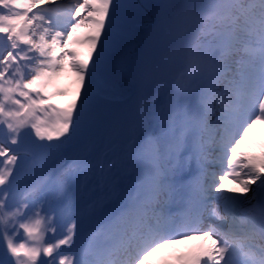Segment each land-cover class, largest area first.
I'll list each match as a JSON object with an SVG mask.
<instances>
[{"label":"snow or ice","instance_id":"obj_1","mask_svg":"<svg viewBox=\"0 0 264 264\" xmlns=\"http://www.w3.org/2000/svg\"><path fill=\"white\" fill-rule=\"evenodd\" d=\"M256 125L264 0H0V264H264Z\"/></svg>","mask_w":264,"mask_h":264},{"label":"rangeland","instance_id":"obj_2","mask_svg":"<svg viewBox=\"0 0 264 264\" xmlns=\"http://www.w3.org/2000/svg\"><path fill=\"white\" fill-rule=\"evenodd\" d=\"M85 32H86V28L82 27L78 30L77 34L82 35ZM69 47L76 49L80 53L87 51V44H79V43L71 42L69 44ZM58 87L66 89L68 92V95L58 98L61 103H64V102L72 99V97L75 95V89H76L74 76L71 73H69V74L65 75L64 77H62L60 79V81L58 82ZM254 144H257V145H254ZM250 146L251 147L252 146H258L260 148H264V136L258 134L257 132H253L251 139H250ZM224 184L230 186V188H238L239 187L237 184H235L230 179L225 180Z\"/></svg>","mask_w":264,"mask_h":264},{"label":"bare ground","instance_id":"obj_3","mask_svg":"<svg viewBox=\"0 0 264 264\" xmlns=\"http://www.w3.org/2000/svg\"><path fill=\"white\" fill-rule=\"evenodd\" d=\"M255 129V131L256 132H258L259 134L261 133V134H264V125H262V127L261 128H257V127H254ZM244 146H248V141H246V143L244 144ZM241 150V149H240ZM199 243H201L200 241H199ZM165 250V249H164ZM164 250H161L159 253H157V254H155L152 258L155 260V258H159L160 257V255H162L163 253H164ZM153 260V261H154ZM155 262H156V260H155Z\"/></svg>","mask_w":264,"mask_h":264}]
</instances>
